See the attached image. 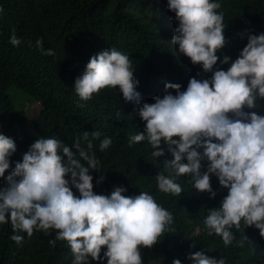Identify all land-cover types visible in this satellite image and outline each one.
I'll return each mask as SVG.
<instances>
[{"label":"clouds","instance_id":"obj_1","mask_svg":"<svg viewBox=\"0 0 264 264\" xmlns=\"http://www.w3.org/2000/svg\"><path fill=\"white\" fill-rule=\"evenodd\" d=\"M167 8L178 21L172 37L176 56L194 73L190 79L181 78L186 90L181 91L178 83H165L172 93L154 96V103H141L131 59L115 48L90 57L84 73L74 81V90L87 101L101 90L119 86L125 101L141 104L138 116L145 122L144 131L132 135L129 145L147 140L154 158L164 155L162 142L168 146L173 159L165 165L172 175H156L160 192L180 195L183 189L172 177L188 175L197 192L214 198L210 174L218 178L228 192L219 208L210 209L204 218L208 235L219 236L228 247L235 240L231 229L239 230L243 221L264 237V116L244 110L255 109L257 99H264V34L249 35L227 70L213 71L218 60L221 64L230 60L216 54L227 43L224 15L217 11L221 4L167 0ZM10 42L15 46L20 40L13 35ZM42 44L38 39L37 47L42 49ZM42 51L55 55L52 49ZM91 136L99 139L101 133ZM88 137L84 132L86 148L80 140L70 148L55 137L36 139L6 177L8 187L0 189V225L11 224V239L18 244L24 237L17 232L31 237L37 231L46 235L54 231L56 239L67 242L73 264H89V258L96 262L106 258L107 264H143L141 248H151L165 233L174 232L172 213L148 192L128 196L123 195L124 187L117 186L110 195L96 194L90 172L99 171L100 160ZM111 144V138L105 137L99 150ZM15 151V141L0 134V177ZM203 161L207 169L202 173ZM246 242L244 235L236 246ZM187 259L193 264H226L224 258L217 260L204 251L190 253ZM172 264L181 261L174 259Z\"/></svg>","mask_w":264,"mask_h":264},{"label":"trees","instance_id":"obj_2","mask_svg":"<svg viewBox=\"0 0 264 264\" xmlns=\"http://www.w3.org/2000/svg\"><path fill=\"white\" fill-rule=\"evenodd\" d=\"M217 2L227 43L216 54L230 60L228 64L218 60L213 71H226L249 35L264 34V0ZM177 24L167 0H0V134L16 144L10 166L0 177V189L8 187L6 177L36 139L55 137L70 148L80 140L86 148L83 133L88 132L100 160L99 171L90 172L96 194L110 195L117 186L124 187L123 195L128 196L148 192L172 213L174 232L165 233L151 248H141L143 264H172L174 259L193 264L187 256L195 251L224 258L226 264H264V237L255 227L243 221L239 230L233 227L235 240L228 247L219 236L208 235L204 218L210 209L219 208L228 192L214 174H210L214 198L197 192L188 175L172 177L183 189L180 195L158 190L156 175H172L165 161L173 157L163 142L164 155L158 158L152 156L154 149L147 140L129 145L132 135L144 131L145 122L138 116L141 104L125 101L119 86L101 90L87 101L74 90V81L84 73L90 57L111 48L131 59L141 103H154V96L172 93L165 83H178L181 91L186 90L181 78L190 79L194 73L176 56L172 37ZM13 35L19 45L10 42ZM38 39L43 50L52 49L55 55L43 54ZM256 104L255 109L244 110L264 116V99L258 98ZM95 131L101 133L99 139L91 136ZM105 137L112 144L101 152L100 140ZM72 151L76 153L75 148ZM202 165L203 173L207 161ZM73 192L79 195L74 188ZM13 234L10 223L0 225V264H73L67 242L56 239L54 231L48 235L37 231L31 237L17 232L24 237L19 244L11 239ZM244 235L250 243L236 246ZM89 264H107V260L89 258Z\"/></svg>","mask_w":264,"mask_h":264},{"label":"rangeland","instance_id":"obj_3","mask_svg":"<svg viewBox=\"0 0 264 264\" xmlns=\"http://www.w3.org/2000/svg\"><path fill=\"white\" fill-rule=\"evenodd\" d=\"M152 257H155L153 254H151Z\"/></svg>","mask_w":264,"mask_h":264}]
</instances>
